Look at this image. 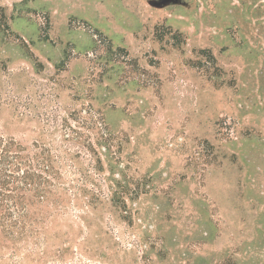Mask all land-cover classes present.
<instances>
[{"label":"rangeland","instance_id":"rangeland-1","mask_svg":"<svg viewBox=\"0 0 264 264\" xmlns=\"http://www.w3.org/2000/svg\"><path fill=\"white\" fill-rule=\"evenodd\" d=\"M0 10V135L80 153L86 170L89 141L113 146L108 156L97 146L104 206L71 205L51 228L64 237L49 249L64 257L34 264H264V0H0ZM86 111L102 126L79 124ZM109 163L111 179L141 185L128 220L109 201ZM63 172L78 177L66 162ZM16 256L30 264L25 247ZM11 257L0 245V264Z\"/></svg>","mask_w":264,"mask_h":264},{"label":"trees","instance_id":"trees-1","mask_svg":"<svg viewBox=\"0 0 264 264\" xmlns=\"http://www.w3.org/2000/svg\"><path fill=\"white\" fill-rule=\"evenodd\" d=\"M0 25L5 29L9 28L2 10ZM83 114H88L85 115L87 118L79 121L83 127L90 128L92 124H101L100 119L92 112L86 111ZM66 124V140L77 139L80 131L73 128L68 121ZM103 142L89 141L85 145L92 161L86 170L80 161V153L67 152L62 155L44 143L34 142L27 146L13 137L0 135V245L11 250L13 264H18L16 255L24 247L26 260L30 264L46 263L52 253L59 259L63 258L64 248L55 247L54 244L57 249H49L52 242L64 237L60 232L52 233L51 228L62 224L64 213L68 212L71 205L82 209L85 207L90 212L104 206L102 196L105 192L100 187L101 180L96 176L104 175L105 168L102 152L97 146L102 147L106 156L110 154L113 146L109 136ZM64 162L68 164L70 173L78 176L77 179L70 182L66 180ZM109 166L110 176L104 179L112 182L108 186L109 201L122 218L128 220L131 218L129 200L140 196L141 185L138 183L132 187L133 183L125 179H111L114 168L110 163ZM80 218L86 221L84 216ZM38 249L42 250L40 255L36 253Z\"/></svg>","mask_w":264,"mask_h":264}]
</instances>
